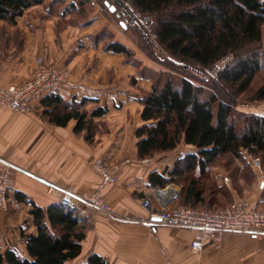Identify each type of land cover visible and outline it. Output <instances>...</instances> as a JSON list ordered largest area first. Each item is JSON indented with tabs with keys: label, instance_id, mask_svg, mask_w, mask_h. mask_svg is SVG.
Instances as JSON below:
<instances>
[{
	"label": "crops",
	"instance_id": "0c3cea01",
	"mask_svg": "<svg viewBox=\"0 0 264 264\" xmlns=\"http://www.w3.org/2000/svg\"><path fill=\"white\" fill-rule=\"evenodd\" d=\"M103 11L100 0H44L27 9L15 26L0 21V87L27 81L37 58L42 57L68 71L69 83L56 91L66 102L91 99L108 109L103 119L108 131L98 129V143L89 145L83 135L74 133L75 121L66 127L49 123L42 116L41 98L33 101L29 114L0 106V176L9 179L12 201L8 211L0 210V250L11 249L26 257L21 229L36 232L29 214L32 204L14 200V194L20 192L28 201L47 209L60 204L65 188L72 187L77 195L94 190L99 182L93 168L95 160L125 159L129 162L122 165L117 184L106 187L102 194L110 211L78 207L88 229L82 253L69 263L98 254L110 264H264V238L228 233L219 241H207L197 255L191 250L194 231L145 223L148 214L141 200L153 191L148 183L150 173L172 168L178 158L195 150L181 146L150 161L138 160L134 130L142 123L140 100L151 91L152 81L136 77V68L122 63L124 55L104 50L99 36L106 28L113 32L114 42L132 51L136 44L111 25ZM136 54L142 61V54ZM133 76L138 79L135 86L130 84ZM177 152L181 154L173 155ZM246 152L242 151L244 159ZM240 167L233 176L227 168L215 165L210 177L222 188H228V179L234 185V199L251 196V202L262 207L264 180L260 183L259 172H253L257 183L245 185ZM165 190L168 192L162 196L171 192L176 197L168 204L173 207L181 188L168 186ZM154 204L158 206L156 198Z\"/></svg>",
	"mask_w": 264,
	"mask_h": 264
},
{
	"label": "trees",
	"instance_id": "16d2710c",
	"mask_svg": "<svg viewBox=\"0 0 264 264\" xmlns=\"http://www.w3.org/2000/svg\"><path fill=\"white\" fill-rule=\"evenodd\" d=\"M43 1L0 0V21L15 26L27 9ZM128 1L155 24L149 36L135 32L137 47L169 71L151 79V91L140 100L142 123L134 130L137 158L153 159L181 146L195 150L178 158L172 168L150 173L148 183L152 188L180 187L174 206L220 210L214 208L220 187L210 177L219 160L227 155L242 159L244 150L259 157L264 169V115L238 116L236 111L242 100L264 103V0ZM100 3L113 17L106 2ZM117 24L123 31L130 30ZM99 37L105 51L134 56L124 44ZM157 51L164 55L163 60L158 59ZM225 58L232 61L216 80L199 77L200 82L192 72L206 70ZM41 105L42 116L49 123L66 127L75 121L76 135H83L89 145L98 143L95 123L105 118L107 108L91 99L68 103L56 92L44 95ZM88 105L92 108L87 109ZM244 167L249 169L246 163ZM13 198L32 204L29 214L36 232L21 229L27 256L0 250V264H68L80 256L88 226L78 209L61 204L43 209L20 192ZM84 264L110 263L91 254Z\"/></svg>",
	"mask_w": 264,
	"mask_h": 264
},
{
	"label": "built area",
	"instance_id": "2783aa9c",
	"mask_svg": "<svg viewBox=\"0 0 264 264\" xmlns=\"http://www.w3.org/2000/svg\"><path fill=\"white\" fill-rule=\"evenodd\" d=\"M103 1L114 7L113 15L117 22L124 27L136 29L145 36L153 33L155 28L153 19L140 15L128 0ZM230 61L232 58H225L206 70H192V72L204 81L216 80ZM68 78L69 74L66 69L38 57L36 68L27 81L0 87V106L8 108L14 113L29 114L35 99L42 98L50 92H56L60 86L69 83ZM245 160L253 172H259L258 180L261 183L264 180V170L260 158L246 152ZM145 161H150V159ZM128 162L129 160L108 166L101 160H95L93 168L99 175V182L94 190L90 194L77 195L72 187L65 188L61 193L60 204L70 209L84 206L93 211L109 212L110 207L102 197L103 191L106 187L118 182L122 165ZM225 185L229 188L228 179L225 180ZM165 192L168 191L156 187L151 193L143 196L141 205L148 214L144 220L145 223L152 227L161 225L194 231L195 236L191 242V250L197 255L201 254L207 241H219L228 233L264 238V209L259 207L256 202L236 200L217 211L185 206L168 207V204L176 197L172 193L162 196L161 193ZM154 198L157 199L158 206L154 204ZM10 202L9 179L7 175H1L0 210L8 211Z\"/></svg>",
	"mask_w": 264,
	"mask_h": 264
},
{
	"label": "rangeland",
	"instance_id": "374dc122",
	"mask_svg": "<svg viewBox=\"0 0 264 264\" xmlns=\"http://www.w3.org/2000/svg\"><path fill=\"white\" fill-rule=\"evenodd\" d=\"M102 6V5H101ZM104 10V9H103ZM104 14H105V17L108 19V22L113 25L116 29L119 30L120 33L123 34V36L125 38H127V40L131 43L135 42L136 44V47H134V56L132 57H128L126 58L124 56L123 60H122V63L124 65L126 64H130L132 67L136 68V77H139V78H145V79H156L157 76L159 75V73L161 72H169L167 70H165L164 67H162L159 63H157L155 60L153 59H150L149 57H147L138 47H137V36L135 35V32L136 33H140L142 34L140 31L136 30V29H130L129 31H123L117 24V20L115 19V16L113 15V17H110V15L106 12V10L103 11ZM154 31V30H153ZM101 34V33H100ZM143 35V34H142ZM102 36H107V37H110L111 39L114 37L113 35V32L109 29V28H106L102 31ZM136 50V51H135ZM140 53L142 54V61H139L138 57H136V53ZM157 56H158V59L159 60H163L164 59V55H162L159 51H157ZM145 62L148 63V65H144ZM168 74V73H167ZM176 77V76H174ZM199 79V77H198ZM200 80V79H199ZM138 81L137 78H135V76L131 77L130 78V84L135 86V83ZM200 82H202L200 80ZM176 85L177 87H179V79L177 80L176 82ZM141 95H142V91L140 92ZM144 95V94H143ZM142 95V96H143ZM92 108V105H88L87 106V109H91ZM237 114L238 116H240L241 114L243 113H254V114H259V115H264V103H249L245 100H242L239 104H238V107H237ZM238 123V121L236 122ZM96 125V128L97 130L99 129L100 132H107L108 131V124L102 120L101 122H96L95 123ZM181 149V147L179 148ZM178 152H181V151H178ZM174 153L173 155H179L181 153ZM172 155V156H173ZM165 158H169L168 157H165ZM164 158H160V160H163ZM120 160V159H119ZM103 161L105 164H107L108 166L110 165H113V164H121L127 160H121V161H115V162H108L107 160H101ZM245 159L244 157L242 156V159H235L233 158L232 156L230 155H227L225 157H223L221 160L218 161V163L216 165H218L219 167H224V168H227V170L234 174L233 176H235V173L238 172V166L240 164V166H242V168L240 167V169H242L241 173H242V177L245 179V185L247 186H250L252 187L255 180L257 183V178L256 176L253 174V171L250 167H248L249 169H245L244 167V163H245ZM239 163V164H238ZM247 164V163H246ZM248 165V164H247ZM225 166H228V167H225ZM264 170V169H263ZM233 178V177H232ZM232 181V180H231ZM117 184V183H116ZM232 185L233 183L231 182L230 184V187L229 188H222L220 187V191L221 193L220 194H217L216 193V199H217V205L214 207V208H224L230 204H232L234 201L236 200H248V201H254V199L251 198V196H246V197H242V198H238V199H234L233 197V193H232ZM234 186V185H233ZM172 187H175V186H172ZM233 200V201H232ZM258 203V202H257ZM263 205V206H262ZM262 209H264V202H262ZM205 210H207V208H205ZM87 260L84 259L80 262L77 261V263H68V264H83L85 263Z\"/></svg>",
	"mask_w": 264,
	"mask_h": 264
},
{
	"label": "water",
	"instance_id": "95a60500",
	"mask_svg": "<svg viewBox=\"0 0 264 264\" xmlns=\"http://www.w3.org/2000/svg\"><path fill=\"white\" fill-rule=\"evenodd\" d=\"M106 6L109 7V10L113 13L114 12V7L111 6L109 3H106Z\"/></svg>",
	"mask_w": 264,
	"mask_h": 264
},
{
	"label": "bare ground",
	"instance_id": "6f19581e",
	"mask_svg": "<svg viewBox=\"0 0 264 264\" xmlns=\"http://www.w3.org/2000/svg\"><path fill=\"white\" fill-rule=\"evenodd\" d=\"M169 193H171V192H169Z\"/></svg>",
	"mask_w": 264,
	"mask_h": 264
}]
</instances>
